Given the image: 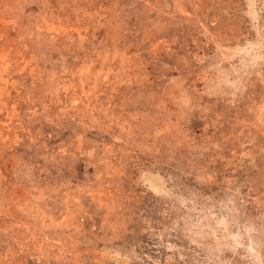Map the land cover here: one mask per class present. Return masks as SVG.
<instances>
[{"label": "rangeland", "instance_id": "374dc122", "mask_svg": "<svg viewBox=\"0 0 264 264\" xmlns=\"http://www.w3.org/2000/svg\"><path fill=\"white\" fill-rule=\"evenodd\" d=\"M0 264H264V0H0Z\"/></svg>", "mask_w": 264, "mask_h": 264}]
</instances>
